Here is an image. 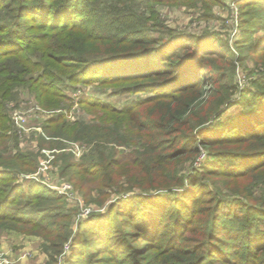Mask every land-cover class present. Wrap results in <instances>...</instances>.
Returning <instances> with one entry per match:
<instances>
[{
    "label": "trees",
    "instance_id": "obj_1",
    "mask_svg": "<svg viewBox=\"0 0 264 264\" xmlns=\"http://www.w3.org/2000/svg\"><path fill=\"white\" fill-rule=\"evenodd\" d=\"M112 1H116L117 5H120V1L125 3V0ZM150 1L152 4H164L180 0ZM0 2L4 5L0 8V14L3 15L1 10H5V22L0 24L3 31L0 34V122L7 118L9 120L5 114V99L11 91L8 87L5 88V83L15 81L17 74L24 73L29 66L41 67L42 76L51 80L49 84H40V99L47 95L58 97L59 100L67 98L65 94L59 93L54 84L64 81H97L103 84L132 82L136 90L156 91L145 102L146 107L149 106L145 114L138 111L143 102L130 106L123 113L105 108V111L122 117L119 129L124 124L138 128L143 133L144 153L137 149L130 152L125 149L118 151L115 146L127 148L135 144H131L130 139L123 138L117 129H97L83 122L69 124L62 116L48 122L45 129L53 138L94 145L93 150L79 161L72 155H58L63 161L62 172L71 174V180H77L78 184L95 179L99 182L97 187L100 194L107 196V190L119 185L120 176H131L130 183L135 181L141 186L148 185L155 190L170 192L175 186L184 187L186 182L180 178L174 183L168 178L178 176L173 174L176 160L185 156L195 157L200 152L199 145L209 148L231 143L236 146L252 142L258 143L256 146L259 143L263 145L262 149L226 152L221 162H225V166L229 165L227 170L212 169L225 166L220 162H210L209 165H212L197 174L196 179L186 182L189 188L183 200L170 195L163 199V207L156 214L157 220L149 215L143 217L131 204L133 202L129 204L130 207L128 205V209L119 206L125 199L116 203L99 228H86L82 238L75 244L78 249L74 251L72 261L80 259L83 250L101 249V244L105 245L101 253L109 252L112 261L123 256L127 261L134 262L135 256L140 257L149 252L173 257L171 242L176 241V237L184 238L187 233L196 230L198 217L204 212L211 215V220H206L204 230H201L206 240L197 248L176 249V253L190 254L189 258L194 264H213L215 260L225 264H264V232H256L257 224H250L254 219L253 215L264 214V197L258 208L254 204L242 202L236 203V206H228L213 196L210 187L203 183L207 179L204 175L211 172L213 176L220 174L248 177L264 171V72L255 92L249 91L244 95V110L241 115L227 122H218L216 120L222 115L219 107L209 114L194 113L210 95L227 93L232 88L228 76L219 72L221 67L218 70L209 68L207 60L221 53L219 46L213 42H190L192 38L185 41L183 36L176 35L156 40L141 36L142 32L133 34L132 32L139 30H132L124 20L134 14V6L121 5L120 10L115 7L108 12L107 8H99V0ZM245 3L252 6L248 13L254 11L257 17L262 14L260 25L264 31V0H248L243 5ZM249 19L244 18L247 26L240 34L236 47L242 55L258 57L264 62V36L259 41L253 37L258 30L251 27H255L258 20L250 22ZM35 31L37 33L34 34ZM104 36L114 39L112 46L116 44L127 48L122 53L109 52L102 53L104 55L100 57H87L85 45L89 42L94 44L100 38L105 43L108 42ZM172 46L178 48L170 49ZM169 50L172 51L167 53ZM179 52L181 56L176 57ZM232 57L233 54L230 60ZM72 69L76 72L68 74ZM53 89L58 90L52 91ZM84 102L88 103L87 100ZM228 102L227 97H224L218 106ZM52 104V109L55 110L60 102L59 105L55 102ZM90 105L95 107L98 104ZM197 118L198 126L195 129L199 128L195 131L193 122ZM5 130H8L5 125L0 126V222L14 221L15 224L25 225L33 221L36 229L44 230V227L56 223L48 222V219L60 216L65 199L40 184H33L27 191L24 190L18 177L34 172L36 163L32 154L21 151L17 137L13 139V145L5 144V139L11 137L5 135ZM192 130L194 132L189 135L188 132ZM175 148L177 150L171 152ZM129 166L132 168L131 172H127ZM239 166L243 169L238 170ZM148 197L137 196L138 199ZM61 200L63 202L59 205L52 204ZM15 204L16 209H13ZM226 216H232L238 225L228 227ZM101 217L104 215H92L91 221ZM222 234L224 236L220 237ZM93 235L99 236L101 241L98 238L93 243ZM170 237L172 238L169 240ZM198 250L203 254L200 257ZM100 257L103 256H98ZM154 261V264H159V260ZM90 262L91 259L83 260L80 264Z\"/></svg>",
    "mask_w": 264,
    "mask_h": 264
},
{
    "label": "rangeland",
    "instance_id": "obj_2",
    "mask_svg": "<svg viewBox=\"0 0 264 264\" xmlns=\"http://www.w3.org/2000/svg\"><path fill=\"white\" fill-rule=\"evenodd\" d=\"M245 1L248 0H180L168 1L164 4H152L150 0H134V2L125 0V3L120 1V5H117L116 1L99 0L101 3L99 8H107L108 12H111L115 7H119L120 10L121 5L134 6L135 9L132 11L134 14L124 20L132 30H139L132 32L133 34L142 32L141 36H148L156 40H164L176 35L183 36L185 41L192 38L190 42L202 40L208 44L213 42V44L219 46L221 53L211 57L207 62L211 69L218 70L220 67L222 68L219 72L228 76L232 88L227 93L210 95L201 107L195 109L194 113L205 112L209 114L219 107L222 115L216 121L227 122L241 115L244 110L242 102L244 95L249 91L255 92L264 72V62L261 61V58L242 55L239 48L236 47L240 34L247 26L244 18H251L249 19L250 22L258 20V23L254 25L255 27H251L258 30L253 35L257 41L264 36L262 25H260L262 14L257 17L254 11L248 13L252 6L247 3L243 5ZM0 4H2L0 8L4 6L2 2ZM99 8L94 9L98 10ZM1 11L4 14H0V24L5 22V10ZM0 34H3L1 29ZM104 37L108 42L105 43L103 38H100V40L93 42L94 44L89 42L85 45V48L82 47L88 53L87 57H100V55H104L102 53L109 52L122 53L121 51L127 48L115 43L112 46L114 39L112 40L109 36ZM174 48H178V46H172L170 49ZM171 51L169 50L167 53ZM232 54L233 59L230 60ZM178 56H181L180 52L176 57ZM32 60L35 59L32 57ZM73 72L76 71L72 69L68 74H73ZM42 73L41 67L29 66L24 73L19 72L17 74L18 77L15 81L5 83V88L8 87L11 91L5 99L7 103L5 114L9 117V120L7 118L5 121H1L0 126L5 125V128L8 129L5 130V135L11 136L7 140L5 139V144L13 145L12 141L17 137L21 151L32 154L34 157L36 170L18 177V182L22 183L24 190L27 191L33 184L45 186L56 192L57 195L64 197V209L57 219H48V222H56V225L44 227V230L36 229L33 221L25 225L15 224L14 221H7L6 224L0 222V264H80L83 260L89 261L90 259L89 264H138V262L139 264H154V260H159V264H194L189 258L190 254H178L176 249L197 248L201 242L206 240L201 230H204V222L208 219L211 220V215L204 214V212L198 217L196 230L187 233L184 238L181 236L176 237V241L171 242L170 247L173 248V257L167 254L160 256L149 252L140 257L135 256L134 262L127 261L126 257L123 256L118 260L115 259L116 261H112L109 252L101 253L105 247L101 244V249L89 248L86 251L83 250L82 256L75 262L72 261V258L74 251L78 249L75 244L82 238L86 228L90 227L92 230H96L107 219L110 209L121 200H126L119 205L123 206L124 209H128V205L133 202L131 204L138 212H141L143 217L149 215L150 218L153 217L157 220L156 214L163 207L164 198L170 195L173 198L183 200L189 188L186 182L189 179H196L197 174L202 173L201 171H204L207 166L210 167L214 162H220L219 164L224 165L225 162L221 161L226 152H235L236 150L239 152L254 148L262 149L263 145L259 143L260 145L256 146L258 143L253 142L238 146L231 143L214 146L213 148L199 145L200 152L195 157L185 156L179 161L176 160L173 174L178 176H168L174 183L178 182L180 178L185 179L184 187L175 186L170 192L159 191L148 185L141 186L135 181L130 183L131 176H120L119 185L107 190L108 195L103 196L98 191L99 182L97 180L94 179L80 184L77 180H71V174L62 172L63 161L58 158V155L63 153L72 155L76 161H79L82 156L93 150L94 145H89L83 141L53 138L47 133L46 125L52 118L62 116L63 120L69 124L83 122L97 129L106 127L112 130L117 129L123 138L130 139L131 144L135 145H129L127 148L111 146H115L118 151L125 149L126 152H130L137 149L138 152L144 153L145 138H143V133L138 128L124 124L119 129L118 124L122 117L114 115L113 112L105 111V108L123 113L130 106L143 102L142 105H139L141 107H138V111L145 114L149 110V106L146 107L145 102L156 91L153 93V91L136 90L132 82L116 81L103 84L97 81L91 83L64 81L54 84L58 87L59 93L65 94L67 98L59 100L58 97L47 95L46 98L40 99L38 95L40 84H49L51 81L49 77L42 76ZM56 90L53 89L52 91ZM224 97H227L229 102L218 106ZM84 100H87L88 103ZM53 102L58 103V105L60 102L55 110L52 109ZM90 104H98L101 107H98V105L94 107ZM17 116L24 118L23 128L16 123ZM197 121L198 118L193 122L195 131L199 128L195 129L198 126L196 125ZM53 129H55V125ZM194 130L189 131L188 134L190 135ZM75 146L80 147L82 151L80 156L71 151ZM58 147L62 149H58ZM176 150L177 148L172 149L171 152ZM210 162H212L211 165H209ZM130 168L131 166L127 167V172L132 171V168ZM215 168L227 170L229 165L224 168L222 166L212 167V169ZM240 169H243V167L239 166L238 170ZM204 176L207 179L203 183L210 187L211 194L226 205L236 206V203L242 202L254 204L257 208L261 206V200L264 197V179H262L264 171L250 174L248 177L222 176L220 174L213 176L212 172L206 173ZM64 184L73 186L74 195L71 198L62 193ZM131 190L132 192H130ZM140 195L151 197L138 199L137 196ZM62 202L63 200L52 204L59 205ZM16 206L17 204L14 205L13 209H16ZM95 214H102L104 217L91 221L92 215ZM253 218L250 224H257L258 230L256 232H264V214L257 213L253 215ZM236 221L232 216H226L225 222L228 227L237 226ZM239 224L242 225L241 222ZM222 236L224 235H220V237ZM91 238L93 243L96 242V239H101L99 236L94 237V235ZM176 244H178V247H176ZM91 252L96 253L91 254ZM202 255V251L198 250V256ZM98 256L103 257L98 258ZM213 264L225 263L215 260Z\"/></svg>",
    "mask_w": 264,
    "mask_h": 264
},
{
    "label": "built area",
    "instance_id": "obj_3",
    "mask_svg": "<svg viewBox=\"0 0 264 264\" xmlns=\"http://www.w3.org/2000/svg\"><path fill=\"white\" fill-rule=\"evenodd\" d=\"M24 118L22 116H17L16 117V123L23 128V123H24ZM75 155L80 156L82 154V151L80 149L79 146H75V148L73 147V149L71 150ZM45 169V168H44ZM62 193L65 194V196L67 195L69 198H71L74 195V188L71 184H64V186L62 187Z\"/></svg>",
    "mask_w": 264,
    "mask_h": 264
}]
</instances>
